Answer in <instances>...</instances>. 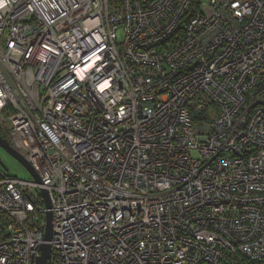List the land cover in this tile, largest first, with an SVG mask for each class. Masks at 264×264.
Masks as SVG:
<instances>
[{
  "label": "built area",
  "instance_id": "built-area-1",
  "mask_svg": "<svg viewBox=\"0 0 264 264\" xmlns=\"http://www.w3.org/2000/svg\"><path fill=\"white\" fill-rule=\"evenodd\" d=\"M207 9L0 0V123L40 179L0 173V264H264V0Z\"/></svg>",
  "mask_w": 264,
  "mask_h": 264
},
{
  "label": "rangeland",
  "instance_id": "rangeland-1",
  "mask_svg": "<svg viewBox=\"0 0 264 264\" xmlns=\"http://www.w3.org/2000/svg\"><path fill=\"white\" fill-rule=\"evenodd\" d=\"M202 9L209 15L211 12L207 9V4L209 0H200ZM0 129L2 133L7 135V130L4 125L0 123ZM8 140V138H6ZM5 172V174L9 177L17 179L22 182L34 183V179L31 174L27 171V169L17 161L13 156L7 153L2 147H0V173ZM20 189L25 194H30L32 198L35 200L38 209L42 208L40 204V196H38L37 191L33 187H25L20 186ZM40 193V191H39ZM44 219H46V215H44Z\"/></svg>",
  "mask_w": 264,
  "mask_h": 264
},
{
  "label": "water",
  "instance_id": "water-1",
  "mask_svg": "<svg viewBox=\"0 0 264 264\" xmlns=\"http://www.w3.org/2000/svg\"><path fill=\"white\" fill-rule=\"evenodd\" d=\"M0 147H2L7 153L13 156L17 161H19L31 174L33 179L37 182H40L38 175L35 173L33 168L29 165V163L20 156L9 144V141L5 139L0 133ZM40 194L42 195L45 205L48 209H50V197L46 190H41ZM53 228H52V213L49 211L46 214V229H45V241L50 242L52 240ZM52 256V247L50 244L46 243L41 246V256L37 259L36 264H49V261Z\"/></svg>",
  "mask_w": 264,
  "mask_h": 264
},
{
  "label": "trees",
  "instance_id": "trees-1",
  "mask_svg": "<svg viewBox=\"0 0 264 264\" xmlns=\"http://www.w3.org/2000/svg\"><path fill=\"white\" fill-rule=\"evenodd\" d=\"M198 7V2H196L193 6H192V8L187 12V14H186V16L184 17V19L182 20V22H181V24H180V27H179V30H181L182 28H183V25H184V23L186 22V20H187V17H188V15H194L195 14V12H196V8ZM199 11H197V13H198ZM0 133H1V135L6 139V138H8L9 139V134L7 133V135H5L4 133H2V131H1V129H0ZM41 204L44 206L45 205V203H44V200L41 198ZM240 264H250L249 262H247V261H245V260H242L241 262H240Z\"/></svg>",
  "mask_w": 264,
  "mask_h": 264
},
{
  "label": "bare ground",
  "instance_id": "bare-ground-1",
  "mask_svg": "<svg viewBox=\"0 0 264 264\" xmlns=\"http://www.w3.org/2000/svg\"><path fill=\"white\" fill-rule=\"evenodd\" d=\"M10 139H8V141H9ZM9 144H10V142H9Z\"/></svg>",
  "mask_w": 264,
  "mask_h": 264
}]
</instances>
